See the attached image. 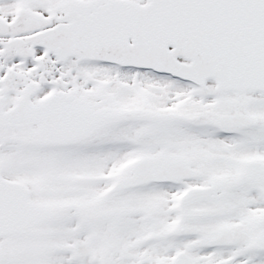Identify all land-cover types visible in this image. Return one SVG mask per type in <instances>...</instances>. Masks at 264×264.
<instances>
[{"label":"snow or ice","instance_id":"6c2138e0","mask_svg":"<svg viewBox=\"0 0 264 264\" xmlns=\"http://www.w3.org/2000/svg\"><path fill=\"white\" fill-rule=\"evenodd\" d=\"M0 264H264V0H0Z\"/></svg>","mask_w":264,"mask_h":264}]
</instances>
